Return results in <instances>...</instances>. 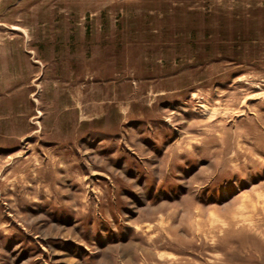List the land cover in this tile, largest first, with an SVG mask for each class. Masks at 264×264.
<instances>
[{
	"label": "rangeland",
	"instance_id": "obj_1",
	"mask_svg": "<svg viewBox=\"0 0 264 264\" xmlns=\"http://www.w3.org/2000/svg\"><path fill=\"white\" fill-rule=\"evenodd\" d=\"M0 264H264V0H0Z\"/></svg>",
	"mask_w": 264,
	"mask_h": 264
}]
</instances>
